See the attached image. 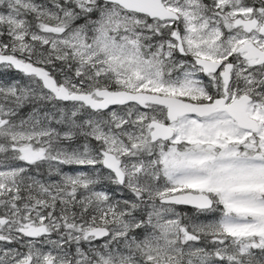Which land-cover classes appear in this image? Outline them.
Returning a JSON list of instances; mask_svg holds the SVG:
<instances>
[{
	"label": "snow or ice",
	"instance_id": "snow-or-ice-1",
	"mask_svg": "<svg viewBox=\"0 0 264 264\" xmlns=\"http://www.w3.org/2000/svg\"><path fill=\"white\" fill-rule=\"evenodd\" d=\"M0 264H264V0H0Z\"/></svg>",
	"mask_w": 264,
	"mask_h": 264
}]
</instances>
